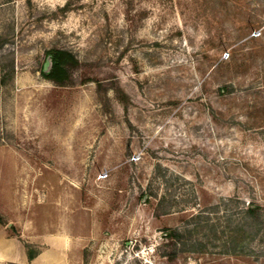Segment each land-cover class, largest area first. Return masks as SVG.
<instances>
[{
	"label": "rangeland",
	"instance_id": "rangeland-1",
	"mask_svg": "<svg viewBox=\"0 0 264 264\" xmlns=\"http://www.w3.org/2000/svg\"><path fill=\"white\" fill-rule=\"evenodd\" d=\"M0 208L37 264H264V0H0Z\"/></svg>",
	"mask_w": 264,
	"mask_h": 264
},
{
	"label": "crops",
	"instance_id": "crops-1",
	"mask_svg": "<svg viewBox=\"0 0 264 264\" xmlns=\"http://www.w3.org/2000/svg\"><path fill=\"white\" fill-rule=\"evenodd\" d=\"M30 229L28 219L14 221L0 208V264H37L40 262L41 255L46 252H40L38 256H30L26 247L27 237L31 235ZM54 251L57 252L58 248L55 247Z\"/></svg>",
	"mask_w": 264,
	"mask_h": 264
},
{
	"label": "trees",
	"instance_id": "trees-1",
	"mask_svg": "<svg viewBox=\"0 0 264 264\" xmlns=\"http://www.w3.org/2000/svg\"><path fill=\"white\" fill-rule=\"evenodd\" d=\"M46 57H49L51 61V66L47 72L41 71L42 77L49 79L59 85H65L71 79V70L77 65V60L74 54L67 49H58L52 48L46 51ZM259 210L260 207L253 203H249L246 207V213L253 220H258L259 218ZM155 213L158 215L159 209L155 208ZM164 237L166 239L165 245L168 244L169 241L178 240L179 234L176 230H168ZM31 256V254H29ZM169 257H174V254H171Z\"/></svg>",
	"mask_w": 264,
	"mask_h": 264
},
{
	"label": "water",
	"instance_id": "water-1",
	"mask_svg": "<svg viewBox=\"0 0 264 264\" xmlns=\"http://www.w3.org/2000/svg\"><path fill=\"white\" fill-rule=\"evenodd\" d=\"M50 66H51V61H50L49 57H46V61H45V64L42 68V71L47 72L49 70Z\"/></svg>",
	"mask_w": 264,
	"mask_h": 264
}]
</instances>
